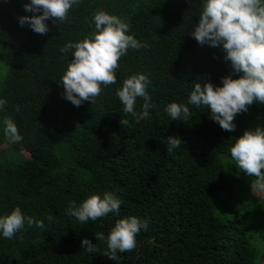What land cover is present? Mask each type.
I'll list each match as a JSON object with an SVG mask.
<instances>
[{"label": "trees", "instance_id": "1", "mask_svg": "<svg viewBox=\"0 0 264 264\" xmlns=\"http://www.w3.org/2000/svg\"><path fill=\"white\" fill-rule=\"evenodd\" d=\"M24 3L30 0H0V99L7 100L0 109V218L19 207L46 227L25 224L11 239L0 232V264H117L103 255L106 239L95 233L107 238L117 220L131 216L147 219L148 227L133 251L119 253L118 264H263L264 199L261 208L253 204L240 177L248 175L230 148L245 131L264 127V103L237 114L232 132L208 108L189 104L187 122L165 111L172 102L187 104L197 81L222 86V77L242 75L232 73L222 46L200 45L189 34L202 0H81L65 21H46V35L19 25L18 17L32 15ZM98 11L128 23L126 34L144 47L120 58L117 82L93 104L76 107L60 80L72 55L60 50L95 33ZM135 74L151 81L150 115L138 122L125 116L116 95ZM142 105L137 98V113ZM6 117L20 143L6 140ZM168 137L183 144L168 152ZM105 192L122 200L118 215L86 224L67 215L69 202L79 206ZM85 238L99 252L84 250Z\"/></svg>", "mask_w": 264, "mask_h": 264}, {"label": "clouds", "instance_id": "2", "mask_svg": "<svg viewBox=\"0 0 264 264\" xmlns=\"http://www.w3.org/2000/svg\"><path fill=\"white\" fill-rule=\"evenodd\" d=\"M81 0H30L24 3L28 16L18 17L21 27L28 25L37 34L46 35L51 29L46 23L49 19L53 25L67 19L69 11L80 4ZM192 4L195 0H190ZM95 33L80 42H68L60 50L64 54L71 52L72 59L65 74L61 77L64 98L74 106L83 102L92 104L101 94L103 87L117 82L116 69L119 60L128 50L144 47L133 35L126 34L130 25L121 18L104 11L94 14ZM200 45L220 47L225 53L224 60L230 62L232 73H242L238 79L232 74L222 77V86L207 81H197L190 93L187 104L169 103L165 109L171 120L187 122L191 116L188 105L210 109L211 118L222 130L232 132L236 129L234 118L237 114L247 112L253 102L264 103V0H202L198 22L189 33ZM150 79L144 74H135L123 81L116 90L122 103L125 116L131 114L138 122L147 119L152 107L148 88ZM137 98L143 99L142 111L137 113ZM7 100L0 99V109ZM19 111V108L16 109ZM122 126L128 125L127 118H121ZM4 136L11 144L20 143L23 137L11 118H5ZM167 151L180 147L183 142L177 137H168ZM231 158L245 174L255 177L251 183L254 194L264 193V127L245 131L230 148ZM122 200L112 192H105L101 198L93 194L79 206L75 201L69 202L67 215L75 217L80 224L95 222L109 213L120 212ZM53 219L51 215L47 217ZM44 229L42 221H34L25 216L19 207L10 214L0 218V232L3 237L11 239L27 224ZM148 220L136 216L116 221L107 238L104 233L96 232L97 241L107 242V251L103 255L109 259L120 260L119 253L131 252L137 246V235L147 230ZM88 253H97L99 249L89 239L81 241Z\"/></svg>", "mask_w": 264, "mask_h": 264}, {"label": "rangeland", "instance_id": "3", "mask_svg": "<svg viewBox=\"0 0 264 264\" xmlns=\"http://www.w3.org/2000/svg\"><path fill=\"white\" fill-rule=\"evenodd\" d=\"M240 177L243 181L244 187L247 188V192H248L249 196L251 197L253 204L256 205L257 207L261 208L262 207L261 201H262V199H264V193L254 194L251 190V183H252V180H254V179L251 177L245 176V175H242ZM256 210H258V209H256ZM262 263L264 264V261H262Z\"/></svg>", "mask_w": 264, "mask_h": 264}]
</instances>
